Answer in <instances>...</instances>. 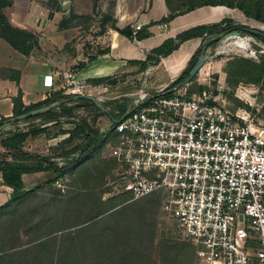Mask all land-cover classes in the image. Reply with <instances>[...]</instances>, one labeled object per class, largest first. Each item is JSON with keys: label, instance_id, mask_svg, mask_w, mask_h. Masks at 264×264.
<instances>
[{"label": "rangeland", "instance_id": "1", "mask_svg": "<svg viewBox=\"0 0 264 264\" xmlns=\"http://www.w3.org/2000/svg\"><path fill=\"white\" fill-rule=\"evenodd\" d=\"M140 1L143 0H122L125 11L132 12L138 11ZM206 1L208 0H171V3L176 9L183 11L192 4ZM227 1L234 3L243 1L245 7L251 9L252 12L259 11L264 16V0ZM118 2L121 3V0H50L51 13L60 16L57 17L56 25L60 26L58 29L61 32L57 37L71 40L64 49H74L78 54L84 53L86 49L84 42L87 37L96 36L102 32L104 27L114 24V12ZM211 8L223 12L222 7ZM233 9L236 11L231 16L235 20L229 17H226V20L239 24V26H252L264 30V22L248 18L239 8ZM31 23L34 22H29L30 25ZM42 32L44 31L32 32L37 44L42 37ZM53 35L50 34L44 42V51L48 55L62 49L59 48V43L52 41ZM251 36L245 33L241 35L245 39ZM228 38H221L217 41V44H220L225 40L228 44L219 54L222 58H213L220 62L219 68L222 70L219 69L218 73H211L213 69H211L212 65H209L205 72L209 74L210 84L205 88L214 89L220 96L219 101L234 112L246 115L254 113L264 122V78L259 85L250 83L245 78L237 83L227 81L228 71L233 69L234 61L244 58L260 63L264 61V53L261 55L258 53L259 57L256 58L250 51L248 39V43L240 47L235 44V41L239 40L236 39L237 37ZM254 38L256 43H252V48L259 51L260 46H264V42L257 37ZM73 42H77V47L72 45ZM87 46H90L88 41ZM96 51L98 48L93 53ZM181 52L190 53L191 49L185 45ZM186 60L181 58L173 61L166 60L165 66L176 74L181 71ZM233 77L237 78L234 75ZM196 78L197 76L192 79L193 85L191 86L194 90H198L199 86ZM141 80L142 78H131L127 81L118 75L117 83L110 84L109 89L101 95L102 99L100 98L98 104L94 101L76 100L75 102V99L73 102L59 101L49 104L54 105L61 102V107L58 105L51 109L54 110L53 114L20 121L14 120L0 127L1 152L6 153L3 143L10 135L24 130L31 134V132L44 128V131L38 135H30L29 142L32 141V143H27L29 148H33L30 153L51 158L58 166L71 164L73 166L69 173L44 181L37 191L22 202L12 204L0 211V251L12 247L16 249L42 235L67 231L68 229H65L67 227L75 229L78 225H84L86 221L103 212L104 215L91 221L88 231L80 235L74 233L66 238L76 237L75 251L81 254L78 257L79 264H82V259L83 264H113L107 261L110 257L115 259V264H200L196 259L195 249L182 244L183 241H178L173 236L176 233V226L161 211L162 195L145 196L133 201L129 193L126 192L130 196L124 194L121 188L113 184L117 178V164L110 157L107 144L96 147L90 154H82L83 147L91 138L104 132H110L115 127L114 120H119L124 115L122 112L125 106L127 109L131 107L132 93L137 92L136 89L141 86ZM157 82H153L154 85H158ZM82 91L79 94L88 92ZM72 106L75 108L72 114L64 115L63 109ZM79 124L86 125L84 132L74 135V138L68 141L70 132ZM44 125L46 126L42 127ZM113 136L114 131L111 133V137ZM38 140L40 142L36 143ZM77 145L81 148L72 151V148ZM102 229L109 230L102 237L103 242L100 243L97 239ZM87 237L90 245L88 244L89 246L83 252V249L79 247V242ZM54 244L53 241L49 245L54 246ZM100 248H102L101 252ZM47 254L48 252L43 253L40 264L51 263V256L46 258ZM32 255H38L36 250L30 253L29 261H33ZM75 263H78L77 258ZM55 264H59L56 259Z\"/></svg>", "mask_w": 264, "mask_h": 264}, {"label": "built area", "instance_id": "2", "mask_svg": "<svg viewBox=\"0 0 264 264\" xmlns=\"http://www.w3.org/2000/svg\"><path fill=\"white\" fill-rule=\"evenodd\" d=\"M246 39L256 58L264 53ZM165 91L148 90L142 78L115 123L107 142L113 184L133 201L162 195L173 236L194 246L200 264H264V122L234 112L210 87Z\"/></svg>", "mask_w": 264, "mask_h": 264}, {"label": "crops", "instance_id": "3", "mask_svg": "<svg viewBox=\"0 0 264 264\" xmlns=\"http://www.w3.org/2000/svg\"><path fill=\"white\" fill-rule=\"evenodd\" d=\"M49 2L50 0H10V4L3 8L4 14L13 26L32 32H44L38 46L29 54L20 52L6 39L0 37V119L14 116V100L16 99H20L24 107L39 104L46 99H57L68 95H74V99H78L79 95H89L95 99L97 97V101H100L101 95L111 85L99 83V80L111 76L118 78L119 75L127 81L131 78L146 77L148 90L154 92L168 89L190 66L193 57L204 45L205 37H194L183 41L168 56L156 54L155 49L166 40L175 39L178 34L190 28L213 25L226 17L233 18L231 14L213 10L209 7L210 5L197 7L187 12L172 10L167 0H143L140 1L137 12L125 11L121 0V3H117L114 12V24L107 25L96 36L87 37L84 42L85 52L78 54L74 49H64L71 40L58 38L61 31L56 23L57 17L60 16L51 13ZM170 15L175 16L168 22H161ZM29 22H34V25L32 23L30 25ZM136 24L142 27L135 32ZM126 28L131 30V36L119 32ZM50 34H54L52 41L59 43V48H62L52 55L44 51V42ZM87 41L90 46H87ZM72 45L77 47V42H73ZM185 45L191 49L190 53L181 52ZM227 45L224 40L220 44L215 43L209 46L207 51L209 58L196 75L199 85L206 87L210 84L209 74L205 72L209 65H212L211 73L222 70L219 68L220 62L213 58H222L219 54ZM96 48L98 51L93 53ZM179 58L187 60L181 71L174 74L165 66V63L166 60L173 61ZM68 72L73 74V79L64 77V73ZM155 81H158V85H154ZM82 90L88 92L79 94ZM60 104L61 102L54 106ZM29 141L30 136L23 142L22 150L31 154L33 148H29L27 143L32 141ZM39 142L38 140L36 143ZM11 151L6 149V152ZM0 153L3 152L0 150ZM7 160L11 161L12 156ZM52 177H54L52 171H37L22 174V181L25 189L29 190L40 186ZM13 191L11 186L5 184L0 171V211L6 209ZM23 200L24 198L15 203Z\"/></svg>", "mask_w": 264, "mask_h": 264}, {"label": "trees", "instance_id": "4", "mask_svg": "<svg viewBox=\"0 0 264 264\" xmlns=\"http://www.w3.org/2000/svg\"><path fill=\"white\" fill-rule=\"evenodd\" d=\"M167 3L169 7L172 10H178L176 9L173 4L171 3V0H167ZM10 4V0H0V37L6 39L15 49L19 50L20 52L24 54H29L34 47L38 46L37 41L34 40V35L32 32L20 29L18 27L13 26L7 16L2 11V8ZM209 7H222L223 13L227 14H233L236 10L233 8H239L243 10L245 15L248 18H253L257 21L264 22V16L259 12H252L251 9L245 7L243 1L240 3H234L232 1L227 0H208L203 3L199 4H192L191 6L187 7L182 12L191 11L197 7L201 6H207ZM180 12V13H182ZM175 15H170L168 18H164L161 20V22H168L170 21ZM245 26H239V24L231 23L230 20L222 19L220 22L215 23L213 25H200L193 28H190L180 34L177 35L175 39H169L166 40L160 47L155 49V53L158 55L168 56L173 50L177 49L179 45L188 39L194 38V37H211L212 35L221 32V33H228L232 30L239 29ZM120 33L131 36V30L129 28L119 30ZM242 33L250 34L248 32L242 31ZM206 35H208L206 37ZM254 37H257L258 39L262 40L264 42V38L250 34ZM205 43V42H204ZM217 42H214L215 44ZM202 47L197 51L196 55L193 57V60L191 61L190 66L185 70L170 86L168 89L174 88L176 86H179L182 84V82L189 76L190 69L195 64L198 56L201 54ZM188 58V57H186ZM233 69L228 71V82L229 83H237L241 82L242 78H245L246 81L250 83L260 84L262 79L264 78V61L260 63L252 62L248 59L244 58H238V60L234 61L232 63ZM237 76V78L233 77ZM99 83H107V84H115L117 83V77L111 76L108 78H104L99 80ZM193 82H189V91H201L205 88V86H198V90H194L192 88ZM166 89V90H168ZM74 95H68V96H60L59 98H50L46 99L43 102L36 104V105H30L28 107H24L23 103L20 99L14 100L15 106H14V116L20 115L24 112H27L29 110L39 108L42 106H46L55 102L68 100L70 102L74 101ZM77 101H92L88 100L87 98H78L75 99V102ZM95 104V103H94ZM62 105H60L61 107ZM74 106L69 108L63 109V114L71 115L74 111ZM54 110H48L42 114H39L37 116L29 117V118H35L40 117L44 115H50L53 114ZM127 111V106L123 109V113ZM12 116V117H14ZM12 117L9 118H1L0 119V127H2L5 124H9L12 122ZM26 118V119H29ZM86 125H76L74 130L70 132V136L68 138V141H71L74 138V135L80 134L84 132ZM115 128V127H114ZM114 128L111 129L108 133L98 134L95 138H91L89 142L83 147L82 154L87 155L90 154L96 147L103 146L104 144H107V142L111 138V133L114 131ZM44 129V128H43ZM43 129H38L34 132H31L29 134L28 132H18L15 134L10 135L8 138H6V141L3 143L4 147L7 150H12L14 152H6V153H0V171L2 172V177L5 182V184L11 186L14 191L13 195L6 205L7 207H10L13 203L21 200L26 199L30 194L34 193L39 189V186L34 187L32 189L26 190L25 185L22 181V174L24 173H31V172H37V171H52L54 173V178L60 177L62 175H65L69 173L73 166L67 165V166H58L56 162L51 160V158L47 157H41L29 153L23 152L21 150L23 142L29 137L30 135L36 136L39 133L43 132ZM81 146H75L72 148V151L79 150ZM12 156V160H7L8 157ZM124 194H127L124 192ZM129 195V194H127ZM158 194H151L149 196H154ZM130 196V195H129ZM148 197V196H146ZM139 200V199H138ZM3 208V207H2ZM1 210V208H0ZM104 215L103 212H101L99 215L95 216L91 220H88L84 223V225H78L75 229H72V227H67L65 229H68L67 231H61V232H55L48 235H42L37 237L36 239H32L31 241H28L25 245H21L18 248L12 249L11 251H8L10 249H6L5 251H0V264H40L43 253H47L46 258L51 256V263L49 264H55V259L59 262V264H79L80 260H78V257L81 255L80 253L75 251L76 248V237H72L71 239H66L71 236V234L78 233V235L84 233L85 231H88L91 225V221H94V219H97L98 217ZM107 230L109 229H102V233L97 239V242L100 241V243L103 242V236L105 233H107ZM113 233V232H112ZM54 241V246H51V242ZM109 241V238L107 239V242ZM180 241V240H178ZM89 239L83 238L79 242V247L83 249V252H85V249L90 245ZM113 243V242H112ZM186 244L189 246H194L188 242L183 241L182 244ZM29 244H32L29 246ZM89 244V245H88ZM115 245L117 243H114ZM114 245V246H115ZM25 246V247H24ZM99 245H97L98 247ZM37 247V248H35ZM23 249V250H22ZM195 249V248H194ZM22 250V251H21ZM34 250H36V253L38 255H32L33 261H29L30 253H34ZM53 250V254H52ZM102 251V248H100V252ZM76 258L78 263L76 262ZM83 258V255H82ZM107 261L113 262L115 264V259L113 257L107 258ZM42 263V262H41ZM47 264V263H46ZM83 264V259H82Z\"/></svg>", "mask_w": 264, "mask_h": 264}, {"label": "water", "instance_id": "5", "mask_svg": "<svg viewBox=\"0 0 264 264\" xmlns=\"http://www.w3.org/2000/svg\"><path fill=\"white\" fill-rule=\"evenodd\" d=\"M242 31H245V32H248L250 34L257 35V36L264 38V30L254 28L252 26H245V27H242L239 29H235V30H232L226 34L218 32V33L212 35L211 37H209L205 41L204 45L202 46L201 54L198 56L195 64L190 69L189 76L179 86H183V85L188 84L198 74V72L201 70V68L204 66L205 62L209 58V53L207 52L209 46H211L214 42H217L221 38L240 37L242 35ZM179 86H176L174 89H169V90L165 91L164 93H170V92L174 91L175 89H177ZM78 97L79 98L86 97L88 99H92L93 101H95V103L98 104L97 99H95L93 96L79 95ZM54 107H55L54 105H46V106H42L39 108H35V109L29 110L27 112H24L20 115L12 117V120L13 121L14 120L20 121V120H24V119L29 118V117L37 116V115L42 114L48 110L53 109ZM128 113H129V111L127 110L124 113V115L122 116V118L126 117L128 115ZM118 121H119L118 119L114 120L115 123H117Z\"/></svg>", "mask_w": 264, "mask_h": 264}, {"label": "bare ground", "instance_id": "6", "mask_svg": "<svg viewBox=\"0 0 264 264\" xmlns=\"http://www.w3.org/2000/svg\"><path fill=\"white\" fill-rule=\"evenodd\" d=\"M233 38V37H232ZM236 39H239L240 40V42H239V40H236L235 41V44L236 45H240V47L241 46H244V45H246L247 43H248V40L247 39H245V38H236ZM239 47V46H238Z\"/></svg>", "mask_w": 264, "mask_h": 264}]
</instances>
